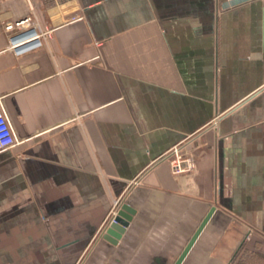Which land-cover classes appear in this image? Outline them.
Listing matches in <instances>:
<instances>
[{"label":"crops","instance_id":"crops-1","mask_svg":"<svg viewBox=\"0 0 264 264\" xmlns=\"http://www.w3.org/2000/svg\"><path fill=\"white\" fill-rule=\"evenodd\" d=\"M0 96V264H172L212 207L184 264H264V0H0Z\"/></svg>","mask_w":264,"mask_h":264},{"label":"built area","instance_id":"built-area-1","mask_svg":"<svg viewBox=\"0 0 264 264\" xmlns=\"http://www.w3.org/2000/svg\"><path fill=\"white\" fill-rule=\"evenodd\" d=\"M5 29L10 33L8 49L15 56H23L42 48L45 40L50 38L52 33V30L33 23L30 17L10 21L5 25ZM16 144L17 136L0 96V153L14 147ZM171 155L170 168L173 174H183L194 170V158L183 156L178 148H174ZM112 213L111 220L114 221L117 211H113ZM249 232L247 238L251 234V231Z\"/></svg>","mask_w":264,"mask_h":264},{"label":"water","instance_id":"water-1","mask_svg":"<svg viewBox=\"0 0 264 264\" xmlns=\"http://www.w3.org/2000/svg\"><path fill=\"white\" fill-rule=\"evenodd\" d=\"M214 213L215 207H212L197 227L181 254L172 264H184L195 243L212 219ZM136 214L137 210L133 207L132 203L123 200L119 206L114 221L110 222V224L104 229L102 238L112 246L118 245L123 237L128 235V229L131 230L130 225L134 222Z\"/></svg>","mask_w":264,"mask_h":264},{"label":"rangeland","instance_id":"rangeland-1","mask_svg":"<svg viewBox=\"0 0 264 264\" xmlns=\"http://www.w3.org/2000/svg\"><path fill=\"white\" fill-rule=\"evenodd\" d=\"M249 263V262H251L252 264H255L254 263V261L252 260H249L248 258H246V257H242V258H240L239 260H238V263H241V264H243V263ZM257 262H261V260H257ZM262 263H264V260H262ZM258 264V263H257Z\"/></svg>","mask_w":264,"mask_h":264}]
</instances>
